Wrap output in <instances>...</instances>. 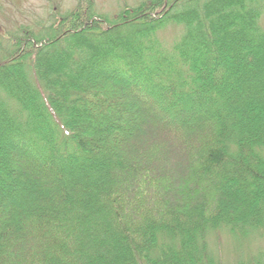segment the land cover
<instances>
[{"label":"trees","instance_id":"obj_1","mask_svg":"<svg viewBox=\"0 0 264 264\" xmlns=\"http://www.w3.org/2000/svg\"><path fill=\"white\" fill-rule=\"evenodd\" d=\"M263 14L264 0L116 14L78 0L15 37L0 58V264H222L219 234L259 238Z\"/></svg>","mask_w":264,"mask_h":264},{"label":"rangeland","instance_id":"obj_2","mask_svg":"<svg viewBox=\"0 0 264 264\" xmlns=\"http://www.w3.org/2000/svg\"><path fill=\"white\" fill-rule=\"evenodd\" d=\"M78 0H0V58L10 49L13 39L31 29L38 33L40 28L50 25L77 5ZM142 0H95L98 14H116L123 6H136ZM264 28V14L260 20ZM170 43L178 38L174 28L160 35ZM211 250L222 264H236L239 259L254 257L258 250L264 251V232L246 244L240 245L228 234H219L210 242Z\"/></svg>","mask_w":264,"mask_h":264}]
</instances>
